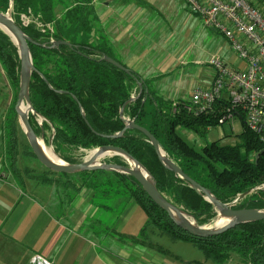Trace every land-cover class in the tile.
<instances>
[{
	"label": "trees",
	"instance_id": "1",
	"mask_svg": "<svg viewBox=\"0 0 264 264\" xmlns=\"http://www.w3.org/2000/svg\"><path fill=\"white\" fill-rule=\"evenodd\" d=\"M95 3L94 0H0V12L10 9L11 18L29 38L35 68L29 85L35 112L29 114L30 126L44 142L45 133L49 132L54 153L68 164H78L81 160L62 155L61 148L82 151L108 145L121 148L148 171L157 191L168 201L183 206L198 225L210 224L216 217L213 206L160 162L141 132L123 131L125 120H133L146 129L159 142L170 162L222 204L264 183V143L247 128L244 114L232 108L226 96L217 100L210 110L193 115L184 103L173 104L158 97L150 89L148 80L106 62V57L115 58L100 28ZM22 15L32 17L31 23L24 26ZM37 22L43 28L37 27ZM47 25L51 28H46ZM51 40L68 44L55 47L50 44ZM0 66L13 91L4 120V153L9 167L18 172V132L22 130L14 105L19 86V59L16 46L2 30ZM131 97L135 99L129 101ZM229 115L231 119H238L241 126L236 136L239 142L235 145H222L217 140L198 151L177 132L183 129L202 136L209 129L223 125ZM37 118L43 119L41 125ZM121 131L120 137L113 138ZM23 152L35 158L28 144L24 145ZM102 163L127 167L120 156L108 157ZM47 172L66 177L48 169ZM77 174L82 176L79 182L91 192L101 189L103 195L133 201L143 214L144 228L151 227L171 240L192 244L206 261L223 264L231 254H237L246 263L264 264V220L241 224L212 237H193L174 225L131 176L104 170ZM39 180L52 181L46 176H40ZM66 183L75 188L73 181L66 180ZM232 208L264 209V191L245 196ZM152 248L166 252L159 246L152 245Z\"/></svg>",
	"mask_w": 264,
	"mask_h": 264
},
{
	"label": "crops",
	"instance_id": "2",
	"mask_svg": "<svg viewBox=\"0 0 264 264\" xmlns=\"http://www.w3.org/2000/svg\"><path fill=\"white\" fill-rule=\"evenodd\" d=\"M100 5V28L111 34L115 60L148 80L150 89L166 101L188 104L193 89L208 88L214 76L208 64L211 56L217 55L235 70L244 67L221 35L205 28L184 0H98L96 10ZM12 94L0 66V264H29L34 255L51 264H214L205 259L168 261L169 252L153 243L135 240L121 245V238L130 235L105 227L99 206L93 203L98 192L85 189L79 181L73 188L66 183L71 179L57 174L46 173L52 181L41 182L32 165H23V159L31 156L20 149L18 172L9 167L4 120ZM67 187L74 191V199ZM223 264L249 263L231 255Z\"/></svg>",
	"mask_w": 264,
	"mask_h": 264
},
{
	"label": "water",
	"instance_id": "3",
	"mask_svg": "<svg viewBox=\"0 0 264 264\" xmlns=\"http://www.w3.org/2000/svg\"><path fill=\"white\" fill-rule=\"evenodd\" d=\"M10 14V9H8L6 13L0 12V30L8 35L13 44L16 46L19 59V86L16 102L14 105V111L16 113L19 126L27 140L32 154L42 166L52 172L61 174H76L84 171L104 170L131 176L135 180V182L140 185L147 196L167 214L174 225L193 237H212L241 224L264 220V209L232 208L234 206V203L242 200L245 196L251 193L253 189L246 193L238 195L233 201L228 204H222L218 202L208 190L202 188L200 185L186 176L175 164L170 162L166 158L159 142L146 129L136 125L133 120H125L126 126L123 131L126 129H135L141 132L155 149L160 162L166 168L173 171L178 177L188 183L193 190L202 195L204 199L213 206L216 212V217L212 221V225H198L194 218L185 210H183L182 207H177L175 204L168 201L162 194L157 191L155 182L148 171L137 160L132 158L121 148L110 145L98 147L92 150L94 151V154L92 156L88 155L78 164H68L61 160L59 157V163L49 159L43 152L39 143L41 142L43 144V137H37L29 124V114H35L29 98L30 78L32 72H35L28 47L29 38L15 24ZM59 44L68 43H52V45L55 47ZM104 59L106 62L110 63L117 69L124 71L127 74L130 73V71L126 67L116 62L115 60L108 57ZM134 99L135 97H131L129 101H133ZM23 105L26 107L24 110L21 109V106ZM40 119L42 122L43 119ZM39 125H41V123ZM123 131L117 133L115 136H113V138L120 137ZM262 152H264V150ZM105 156H120L126 161L127 167L102 163L103 160L101 161V158ZM257 156L258 155H256V158ZM219 212L226 221L220 223L219 225H215L214 222L217 219Z\"/></svg>",
	"mask_w": 264,
	"mask_h": 264
},
{
	"label": "built area",
	"instance_id": "4",
	"mask_svg": "<svg viewBox=\"0 0 264 264\" xmlns=\"http://www.w3.org/2000/svg\"><path fill=\"white\" fill-rule=\"evenodd\" d=\"M184 1L189 11L201 19L203 26L221 35L235 58L244 64L241 70H235L220 57L211 56L208 60L214 72L211 85L193 89L189 103L185 104L186 110L198 115L210 110L217 100L226 96L231 107L244 114L247 128L264 143V0ZM24 17L27 16H21L22 23ZM27 22L28 25L31 21ZM38 26L43 28L39 23ZM46 28L51 27L47 25ZM253 191H264V183ZM29 264L51 263L34 255Z\"/></svg>",
	"mask_w": 264,
	"mask_h": 264
},
{
	"label": "rangeland",
	"instance_id": "5",
	"mask_svg": "<svg viewBox=\"0 0 264 264\" xmlns=\"http://www.w3.org/2000/svg\"><path fill=\"white\" fill-rule=\"evenodd\" d=\"M98 1V0H97ZM96 1V2H97ZM100 1H105V0H100ZM101 3V2H100ZM102 10V5L99 6L97 11ZM32 17H24L23 18V25L26 26L28 21H31ZM198 19V18H197ZM31 23V22H30ZM197 23L200 24V20H197ZM37 27L38 23L36 24ZM107 29H104L102 27V33L106 38H108L109 43L111 42V34L108 32ZM111 44V43H110ZM111 46V45H110ZM217 56V55H215ZM13 92V91H12ZM12 97L11 96V102H12ZM4 111H2L3 113ZM37 123H41V119L37 118ZM241 131V126L240 122L236 118L228 119L223 125L217 126L215 128H211L208 130V132L202 136H197L196 134H193L191 132H188L183 129H178V134L182 137V139L189 144L190 146L194 147L196 150H200L201 147H203L206 144H209L213 141L220 140V143L222 145H235L237 144L238 138L236 137ZM23 133V132H22ZM24 134H21V140H20V145L19 149L23 151L24 145L28 144ZM44 146L49 149L50 151L54 152V146L51 144V137L50 133L46 132L45 133V142L42 141ZM92 150L89 151H82V150H68L67 148H61L60 153L65 156H70L75 159H80L81 161L85 159L88 155L90 156ZM54 154V153H53ZM57 158L59 157L58 155L54 154ZM110 156H105L101 158V161L108 158ZM62 160V159H61ZM29 165L33 167V174L35 176H47L48 173L47 169L42 166L36 158H33L32 156L29 158H24L23 159V165ZM20 165V164H18ZM54 175V174H50ZM58 175V174H57ZM65 177V176H61ZM79 174H66L67 179H71L74 183L79 181ZM70 181V180H68ZM67 193L70 194L71 198H75V193L72 191L70 188L67 187ZM99 190V194H97L96 198L93 200V203L99 206L98 209V214L99 216L102 217L105 227L108 229H111L113 226V229L115 231H122L124 230L125 233H128L130 235L129 237H123L121 238L120 242L121 245H128L131 242H139L140 244H157L160 245L162 248L167 250L169 254L165 256L166 260L171 261V260H176V261H187V262H192V261H203L204 257L203 254L200 250H198L196 247H194L192 244L187 243V242H182V241H174L171 240L169 237L165 235L159 234L157 231L153 230L151 227H146L144 228V222L145 219L143 217V214L141 213V210L133 204L132 201L129 203L131 205L127 206L126 204L128 203L124 198H121L119 196L115 195H102L101 189ZM257 191H253L251 194H254ZM248 194V195H249ZM118 199V200H117ZM75 205L76 203L73 202ZM133 207L134 209H132ZM177 207H182L183 206H177ZM189 215L191 214L189 211L185 210ZM124 217V218H123ZM119 218L118 221H116ZM112 225L113 223H115ZM213 222H211L208 225H212ZM144 229V230H142ZM142 230V231H141ZM105 231V230H104ZM103 231V232H104ZM232 256H235L237 254H231Z\"/></svg>",
	"mask_w": 264,
	"mask_h": 264
},
{
	"label": "bare ground",
	"instance_id": "6",
	"mask_svg": "<svg viewBox=\"0 0 264 264\" xmlns=\"http://www.w3.org/2000/svg\"><path fill=\"white\" fill-rule=\"evenodd\" d=\"M26 107L23 105L21 106V109L24 110ZM40 145H41V148L43 150V152L45 153V155L51 159L52 161H55L57 163L60 162L59 158H57L54 154H53V151H50L49 149H47L41 142H39ZM94 154V151H91V154L90 156H92ZM226 220L224 219V217H222V215L220 214V212L218 213V217L217 219L215 220L214 224L215 225H219L220 223L222 222H225Z\"/></svg>",
	"mask_w": 264,
	"mask_h": 264
}]
</instances>
